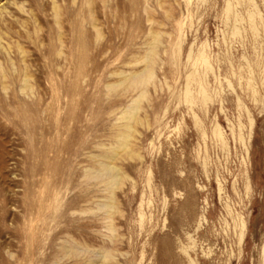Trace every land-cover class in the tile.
I'll return each instance as SVG.
<instances>
[{"label": "rangeland", "instance_id": "obj_1", "mask_svg": "<svg viewBox=\"0 0 264 264\" xmlns=\"http://www.w3.org/2000/svg\"><path fill=\"white\" fill-rule=\"evenodd\" d=\"M55 2L57 16L52 0H0V264H84L100 247L113 264H264V0ZM149 28L160 44L134 123L142 158L113 160L132 179L110 242L102 213L80 212L104 187L86 168L137 93L106 84L141 68L127 63ZM73 242L82 251L65 254Z\"/></svg>", "mask_w": 264, "mask_h": 264}, {"label": "bare ground", "instance_id": "obj_2", "mask_svg": "<svg viewBox=\"0 0 264 264\" xmlns=\"http://www.w3.org/2000/svg\"><path fill=\"white\" fill-rule=\"evenodd\" d=\"M91 1L92 0H86L87 5H90ZM56 3L57 2H55V0H52V9L54 10L55 16H57L58 9V5ZM253 6L256 8L255 3L253 4ZM148 8V4L145 3L144 9L147 10ZM148 20L151 21L153 19L148 18ZM93 27L96 28L97 35L100 36V30L94 23ZM1 40L2 38L0 36V45L2 46ZM159 44L160 31L149 28L147 32V38L144 41L143 51L139 54H134L132 56V59L127 63L129 65L141 63V68L130 70H115L113 71V74L118 75L119 79L106 84V87L108 88L123 86L124 88L137 89L136 95L130 97L129 102L126 104V106H124V108L120 111L119 116L117 117V131L112 135L113 140L107 145L104 143H100L98 145L100 147H104L105 151L100 154H92L93 157L97 158L96 165L91 168H86V172L91 175V177L103 178L104 187L100 190L101 196L98 198V200H96L95 206L87 207L85 209H82L80 212H89L95 215H97L98 212L102 213L100 218L103 221L104 228L108 231V233L103 234V236L108 238L110 242H113L115 237V227L112 223V214L115 213L114 211L116 210V190L120 189L123 186L124 180L126 178L132 179L123 171L122 167L119 164L113 162V160L119 155L120 151L130 154V156L136 155L139 158H142V155H140L134 147L133 141L136 139V136H134L133 133L134 131H136L134 123L142 121V117H140L138 114L142 109L141 101L147 97L148 86H154L155 83L156 75L154 71V64L158 56L157 47ZM197 58L200 61V65L202 64L205 70L209 71L212 69L209 58L205 52V45H201L198 51ZM28 77L29 75L27 74V71H24L21 90H23L25 87L30 86ZM197 92L204 101L209 100L207 88L202 81H199L197 84ZM249 125L250 127L253 125V119L251 118H249ZM215 131L218 134H216L217 136H221L222 133L220 132V127L217 123H215ZM142 212L143 211H141V213ZM244 228L245 225L241 221L239 239H242ZM62 248L64 249L65 254H80V252L82 251L80 245L77 243H66L62 246ZM114 259L115 256L111 248L100 247L97 249V252L94 253V256L88 258L84 264H113L112 261Z\"/></svg>", "mask_w": 264, "mask_h": 264}]
</instances>
